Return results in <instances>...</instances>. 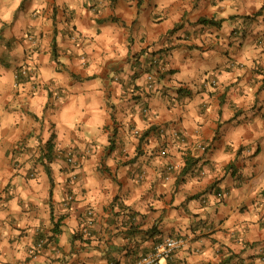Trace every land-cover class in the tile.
I'll list each match as a JSON object with an SVG mask.
<instances>
[{
    "label": "crops",
    "instance_id": "0c3cea01",
    "mask_svg": "<svg viewBox=\"0 0 264 264\" xmlns=\"http://www.w3.org/2000/svg\"><path fill=\"white\" fill-rule=\"evenodd\" d=\"M168 237L178 264H264V0H0V264Z\"/></svg>",
    "mask_w": 264,
    "mask_h": 264
},
{
    "label": "built area",
    "instance_id": "2783aa9c",
    "mask_svg": "<svg viewBox=\"0 0 264 264\" xmlns=\"http://www.w3.org/2000/svg\"><path fill=\"white\" fill-rule=\"evenodd\" d=\"M33 40V38H31ZM22 75L26 76L28 75L27 70L21 71ZM149 89L153 88V77L149 76ZM161 133L165 131L162 128L159 130ZM136 135H140V132L138 130L135 131ZM181 142H184V139L180 138ZM203 151H205V147H201ZM163 156H168V151L163 150L162 152ZM69 164H71L74 168L78 166V163L76 160L72 157L68 158ZM175 165H170L166 168L167 172V180L170 179L171 174L175 171ZM76 181V177L72 178V182ZM223 194H219L221 197ZM74 201V197L69 194L66 205H70ZM95 224L93 212L89 211L87 214L86 222H85V229L84 234L86 237H89L91 235V230L93 229ZM44 241H41L39 244V247L43 245ZM185 247V241L180 238L176 237H168L161 242L157 243L153 249L147 253L146 255H143L140 257L134 264H160L162 261H167V264H178L177 262V254L178 252Z\"/></svg>",
    "mask_w": 264,
    "mask_h": 264
},
{
    "label": "trees",
    "instance_id": "16d2710c",
    "mask_svg": "<svg viewBox=\"0 0 264 264\" xmlns=\"http://www.w3.org/2000/svg\"><path fill=\"white\" fill-rule=\"evenodd\" d=\"M200 23L205 24V25H207V24H212V25L217 24V23H215L214 21L207 20V19H202V20L200 21ZM54 52H55V50H54ZM48 150H49L48 157H51L50 154H52L53 147H52V146H49V147H48Z\"/></svg>",
    "mask_w": 264,
    "mask_h": 264
}]
</instances>
